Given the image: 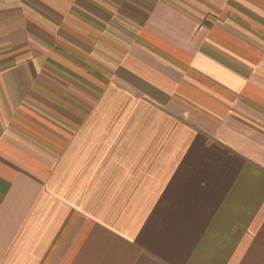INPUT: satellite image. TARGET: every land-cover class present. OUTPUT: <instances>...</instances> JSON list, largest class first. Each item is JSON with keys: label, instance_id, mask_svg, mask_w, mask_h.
I'll use <instances>...</instances> for the list:
<instances>
[{"label": "crops", "instance_id": "crops-1", "mask_svg": "<svg viewBox=\"0 0 264 264\" xmlns=\"http://www.w3.org/2000/svg\"><path fill=\"white\" fill-rule=\"evenodd\" d=\"M0 264H264V0H0Z\"/></svg>", "mask_w": 264, "mask_h": 264}]
</instances>
